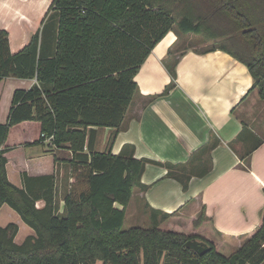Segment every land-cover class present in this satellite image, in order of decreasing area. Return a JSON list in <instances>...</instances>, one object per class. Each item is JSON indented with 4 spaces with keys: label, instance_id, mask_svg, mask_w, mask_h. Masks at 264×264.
<instances>
[{
    "label": "trees",
    "instance_id": "trees-1",
    "mask_svg": "<svg viewBox=\"0 0 264 264\" xmlns=\"http://www.w3.org/2000/svg\"><path fill=\"white\" fill-rule=\"evenodd\" d=\"M170 31L178 38L199 36L213 45L206 50L218 49L243 64L252 78L248 92L264 102V0H52L41 29L17 53L10 52L8 34L0 29V83L9 77L36 80L29 90L14 91L7 121L0 124V208L7 205L34 235L17 245L18 226L0 227V264L264 262V208L255 232L232 253L203 211L190 226L163 214L149 228H122L133 193L146 189L140 181L146 164L164 167L183 190L195 168L203 176L211 166L210 144L197 151L206 157L195 166L192 160L173 165L135 159L132 145L116 155L90 147L94 128H113V135L123 128L137 92L134 77ZM164 64L171 77L167 94L175 85L176 61ZM24 122H38L40 136L73 154L63 214L57 213L53 176L35 178L44 183L22 189L7 179L4 144L9 130ZM245 131L243 126L237 140ZM261 143L256 139L237 151L245 170ZM38 200L43 207H36ZM189 241L204 243L208 251L197 255L185 247Z\"/></svg>",
    "mask_w": 264,
    "mask_h": 264
},
{
    "label": "crops",
    "instance_id": "crops-1",
    "mask_svg": "<svg viewBox=\"0 0 264 264\" xmlns=\"http://www.w3.org/2000/svg\"><path fill=\"white\" fill-rule=\"evenodd\" d=\"M51 1L0 0V29L8 34L11 53L22 50L41 29ZM188 40L170 31L155 45L134 77L137 92L125 113L123 128L115 135L113 128H94L96 137L90 147L116 155L123 145H132L135 159L173 165L192 160L195 166L206 157L197 151L212 145L208 172L196 176L199 171L195 168L186 190L166 176L164 167L146 164L140 178L146 189L133 193L124 221L149 228L167 214L190 226L203 211L213 234L232 253L255 232L264 208V102L256 91L248 92L252 78L243 64L218 49L197 50ZM168 60L176 61V79L174 87L163 94L171 82L164 64ZM35 83V79L13 77L1 81L0 124L7 121L14 91L29 90ZM243 126L247 131L237 140ZM39 130L38 122H24L9 130L4 144L8 148L7 179L22 189L44 183L35 178L53 176L54 201L61 214L70 189L73 154L40 136ZM40 137L39 143L32 144ZM256 139L262 143L251 153L250 167L245 170L237 151L254 145ZM43 205L42 200L36 202L37 208ZM115 207L122 209L119 204ZM20 223H14L18 226L17 245L34 235L32 230L26 231L18 242ZM8 224L4 218L0 220L1 228Z\"/></svg>",
    "mask_w": 264,
    "mask_h": 264
},
{
    "label": "rangeland",
    "instance_id": "rangeland-1",
    "mask_svg": "<svg viewBox=\"0 0 264 264\" xmlns=\"http://www.w3.org/2000/svg\"><path fill=\"white\" fill-rule=\"evenodd\" d=\"M187 39H189L188 40V42H189L188 45L196 48L197 50H206V49H209V48L213 47V45L210 42L204 41L199 36H188ZM35 136H36V132H34L31 135L32 138L35 137ZM62 207H63V204H62ZM8 211H11L10 215H8ZM63 213H64V208H62L61 214H63ZM3 218L5 220H7V223H9V222L10 223H15L17 221L20 223V218L18 217V215L15 214L12 210H10L6 205H3L2 208L0 209V220L3 219ZM172 220L173 221H179L177 216H174L172 218ZM133 227L146 228L147 225H145L143 223H140V225H138V224L137 225H132L128 221H124L123 222V227H122L123 230H128V229L133 228ZM26 231H31V229L28 228L27 226H25L23 223H20V231L18 233V238H17L18 242H19V240H18L19 238L25 236ZM95 264H101V262L97 261Z\"/></svg>",
    "mask_w": 264,
    "mask_h": 264
},
{
    "label": "water",
    "instance_id": "water-1",
    "mask_svg": "<svg viewBox=\"0 0 264 264\" xmlns=\"http://www.w3.org/2000/svg\"><path fill=\"white\" fill-rule=\"evenodd\" d=\"M185 247L199 256L204 255L208 251V247L204 243L198 241H189L185 244Z\"/></svg>",
    "mask_w": 264,
    "mask_h": 264
},
{
    "label": "built area",
    "instance_id": "built-area-1",
    "mask_svg": "<svg viewBox=\"0 0 264 264\" xmlns=\"http://www.w3.org/2000/svg\"><path fill=\"white\" fill-rule=\"evenodd\" d=\"M42 136H43V135H42ZM43 137H44V136H43ZM48 139L52 141V137H48Z\"/></svg>",
    "mask_w": 264,
    "mask_h": 264
}]
</instances>
